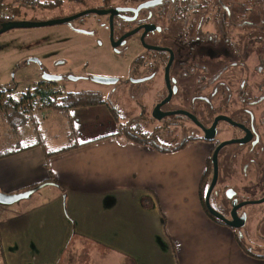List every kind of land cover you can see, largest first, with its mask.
<instances>
[{
    "label": "flooded vegetation",
    "instance_id": "flooded-vegetation-1",
    "mask_svg": "<svg viewBox=\"0 0 264 264\" xmlns=\"http://www.w3.org/2000/svg\"><path fill=\"white\" fill-rule=\"evenodd\" d=\"M111 1L95 9L117 12L88 14L67 25L74 33L104 32L107 40L100 44L113 65L99 62L102 55L97 52L79 66L63 61L68 69L54 74L60 77L57 81L43 79L21 94L14 81L0 86V101L6 99L0 106L15 102L17 110L32 113L51 89L60 102L68 94L99 93L96 106L105 104L107 96L112 101L113 92L119 94L121 103L136 105L134 116L126 120L123 115L122 122L115 108L107 111L125 139L150 143L161 154L206 153L196 182L199 206L210 220L231 231L243 251L264 258V31L255 51L251 19L239 14L234 0ZM240 7L247 12L246 6ZM87 9L94 8L77 13ZM93 15L96 19L87 22ZM239 27L244 32L238 35ZM220 44L229 48L224 49L226 59L219 58ZM123 65L126 70H120ZM73 82L101 89H64ZM208 193L218 217L206 207ZM159 245L166 254L168 243Z\"/></svg>",
    "mask_w": 264,
    "mask_h": 264
},
{
    "label": "crops",
    "instance_id": "crops-1",
    "mask_svg": "<svg viewBox=\"0 0 264 264\" xmlns=\"http://www.w3.org/2000/svg\"><path fill=\"white\" fill-rule=\"evenodd\" d=\"M51 107L52 104L43 107L45 110L16 135L4 122L5 134L12 136L14 149L0 157V191L15 194L37 184H47L24 199L29 202L25 208L19 209V205L0 208V264H89L82 262L84 257L79 259L78 249L77 254L70 256L76 246L73 251L68 247L67 257L62 255L77 235L94 243H147L153 252L158 251L156 243H168L166 258L171 260L178 246L180 264H190L189 248L206 252L204 264L211 261L212 264H264L263 257L247 254L233 240L231 231L206 216L199 206L197 186L193 196L188 192L180 194L175 182L167 177L181 168L195 169L197 164L201 168L203 159L200 160L205 152L161 154L150 146L116 136L115 132L101 136L98 142L88 138L80 141L81 147L74 148L72 144V148L64 149L60 134L53 135L56 128L46 122L49 116L61 115ZM78 110L81 109L71 111L78 115ZM19 141L26 145L21 146ZM7 149L10 148L0 149V153ZM191 177H182L184 189ZM190 199L193 210L185 206V200ZM65 201L67 211L73 214V219L68 221ZM196 227L207 243H193L194 246L181 251V244L188 243L185 231L187 228L196 231ZM221 231L226 233L225 238ZM115 249L117 263L122 260L120 256L137 261L136 253ZM99 260L101 264H113L108 256Z\"/></svg>",
    "mask_w": 264,
    "mask_h": 264
},
{
    "label": "rangeland",
    "instance_id": "rangeland-1",
    "mask_svg": "<svg viewBox=\"0 0 264 264\" xmlns=\"http://www.w3.org/2000/svg\"><path fill=\"white\" fill-rule=\"evenodd\" d=\"M141 1L144 0H132L133 3ZM210 1L215 2L216 0ZM234 1L236 4H238L239 14L245 15V13H247L249 19H251V29L253 31L254 48L256 51V48L257 46L259 47V45H257L255 42L258 39L260 31H264V0ZM59 4L60 3L55 5L53 9H42L40 7H36L33 0H23L22 2H19L17 0H1L0 9L1 11H3L6 6H11L12 9L15 6H19V14L17 15V17H15V19H18L19 21H47L72 16L87 6L92 8H100L105 6L103 4V0H79V2ZM243 5L246 6L245 8L247 12H245L243 7H240ZM209 11L212 10L209 9ZM95 19L96 17L93 15L87 19V22H93ZM93 28H96V25H94V27H91V30ZM241 32H244V30L243 28L239 27L238 35ZM106 40L107 35L101 30H99L96 36L74 33V31H72V29L67 24L28 29H13L0 34V86L13 85L14 81V84H18L17 90L21 94L26 90L33 89L36 82L43 80L44 74H49L50 72L54 75L58 71L61 72V70L68 69V64L72 63L73 65L79 66L80 64L89 61V53L92 52H97L102 55L98 57L97 60L103 63L105 66L108 67L109 65H113V59H111L110 55H105L103 49L104 47H101L102 43H106ZM100 42L102 43L100 44ZM262 45H264V40L262 42ZM225 47L227 46L222 44L219 45L220 59H226L224 51ZM249 50H251V48H249ZM35 60H38V62H35ZM63 61L67 62L68 64L63 63ZM62 63L64 64L63 67H61L60 65ZM40 64L46 69V71L42 70ZM120 70H126V67L123 65L122 67H120ZM67 85L68 86L64 88L65 90L66 88L72 91H80L83 89H101L100 86L97 85L86 86L85 84H77L76 82ZM103 90H107L108 93H111L112 89L105 88ZM50 91L53 92L52 89ZM113 94L114 95L112 96V101H110V98L108 96L104 98L106 100L105 104L93 108H85L86 106H83V108H81L82 106H78L80 107L79 109H81L78 110L80 111L78 115H76L75 112H72L71 110L64 111V109L60 108L61 105L60 107H51L53 109L55 108L54 111L60 113L61 115L55 117L49 116L46 122H49V125L51 127L56 128V130L52 132V134H60L61 146L64 149L72 148V144L73 147H81V145L83 144L80 141H85L88 138L97 140L95 142H98L101 136H107L114 132L117 133L116 121L114 120V118L110 117L109 113L107 112L109 108H115L116 111H118L116 115L118 117V120L121 122L123 121V115H125L126 120L134 116L133 113L136 105L129 102L121 103L123 101L122 97L118 96L119 94H115L114 92ZM52 95V102L59 105L61 102L58 92L53 93ZM5 100L6 99H2L0 103ZM50 104L51 103L46 100L45 102L42 101L40 103H37L35 108H39H34L35 110L31 113V115L36 117L39 112L45 110L43 107L47 108ZM30 121L31 120L26 123V126L29 125ZM33 124L34 122H32V125ZM49 125L47 123L45 124V126ZM6 126L7 125L4 123L3 118L0 115V149L2 150L3 148H10L7 150H12L14 149V147H11L14 143V140L10 134H5L6 132L4 131V129L6 128ZM22 127L19 128L18 132ZM52 134L49 136L50 140H52L53 138ZM37 140L39 141V138ZM24 141H19V144L21 146L26 145L24 144ZM120 143L123 144V142L121 141ZM205 155L206 153H203V158L205 157ZM203 158H201L200 162ZM201 170L202 166L201 168H199V165L197 164L195 169L181 168L180 172L173 171L174 173L172 172L173 174H167V177L169 176L170 179L175 182L174 187L178 191L180 190V194L188 192L193 196L195 194L194 186H197V184H194L195 181L197 182L198 175L200 174ZM187 175L192 177L189 180L188 186H186L184 189V182L182 181V177ZM66 203L67 202L65 201V218L68 221L70 218L73 219V214L70 215L69 211H67ZM28 204L29 202L27 200H21L15 204L8 206L0 204V208L6 209L9 207H17V205H19L18 208L22 209L25 208V206H27ZM185 206L193 210L194 205L192 199L185 200ZM196 231L195 228H187L185 234L188 238V243L181 244V251L187 250L186 247L194 246L193 243H207V239H203L204 234L201 233V230L198 227H196ZM81 234L86 235V233ZM225 234L226 233L224 231H221V236L223 238L226 237ZM85 239L86 238L77 235L73 238V240H71L70 243H65L67 244V250L65 251V254L62 253V255H64V258L67 257V254H69L68 247L73 251L75 249L74 247L76 246V250L74 252H70V256H73L74 253L77 254L78 249L79 259L81 260L84 257L85 259L82 262H88L89 264H101V260H99V258H105L107 256L108 260L113 264H180L181 262V259L178 260L176 250V248L179 249L180 247H176L174 243H172V246L176 247L174 249L175 255L173 254V258L169 260L168 258H166V255L163 252L159 250H154L155 252H153L151 244L147 245V243L117 242L94 243V241H92L91 239H88L87 242L85 241ZM115 247V250H117L118 252H126L128 254L136 253L137 255H141V258L143 256V260L137 258V261L135 262L126 256H120L122 260H119V262L117 263L116 261H118V256L115 255L116 252L113 253V248ZM261 248L264 249V247ZM137 251H139L141 254L137 253ZM187 252L189 255L188 260L190 264H204V254L206 252L200 249L197 250V248H189ZM142 261H144L145 263H143ZM212 263L213 261H211V264Z\"/></svg>",
    "mask_w": 264,
    "mask_h": 264
},
{
    "label": "trees",
    "instance_id": "trees-1",
    "mask_svg": "<svg viewBox=\"0 0 264 264\" xmlns=\"http://www.w3.org/2000/svg\"><path fill=\"white\" fill-rule=\"evenodd\" d=\"M103 1L105 3H109L111 0H103ZM33 2L35 3L36 7H40L42 9L53 8L55 5H57L59 3L58 1L55 2V4H54V2L53 3H40L37 0H33ZM69 2H79V0H69ZM21 5H25V4H21ZM9 7H11V6H9ZM11 9H12V7H11ZM19 10H20L19 6L13 7L12 16L8 17V18H3V17H1L2 11L0 9V24L6 23L9 21L18 20V19H15V17H17V15L19 14ZM52 94H53L52 91H48V92L44 93L42 96L43 97L42 100L49 101V103L52 104V107H55V106L60 107V105H61L60 108L64 109V111L69 110L71 108H77L78 106H84V107L85 106L86 107L96 106V105L100 104V101H101L100 97L97 96L99 93L84 92L83 94H81V93L72 94L73 96L68 94L65 98H63L61 100V103L58 105V104L52 102V96H53ZM75 96H78V97H75ZM14 107H15V102H11L9 104L3 103L0 106V115L3 118V121L9 126L10 132L13 135H16L18 133L19 128L24 126L29 120H31V119L33 120L35 118V116H32L31 112L26 113V112L21 111L20 109L17 110L16 107L15 108ZM115 134H116V136L117 135L122 136V133L119 130H117V133H115ZM130 139L135 142V139L133 137ZM144 144L150 146V143H147V144L144 143ZM11 152L12 151L6 150V151L0 153V157L5 156V155H9ZM41 184H43V183H41ZM41 184H37L34 187H37ZM34 187H29L28 189H26V191L30 190ZM159 246H160L159 243H156V248L159 251L164 252V250ZM142 260H143V256H142ZM142 262L145 263L144 261H142Z\"/></svg>",
    "mask_w": 264,
    "mask_h": 264
},
{
    "label": "water",
    "instance_id": "water-1",
    "mask_svg": "<svg viewBox=\"0 0 264 264\" xmlns=\"http://www.w3.org/2000/svg\"><path fill=\"white\" fill-rule=\"evenodd\" d=\"M152 2H148L143 6H148L150 5ZM141 6V7H143ZM140 7V8H141ZM139 8V9H140ZM122 10H127V9H122ZM117 12L114 9H109V10H99V9H87L84 10L80 13H77L75 15L69 16V17H65V18H59V19H52V20H47V21H19V20H14V21H9L6 23H2L1 27H0V34H3L7 31L13 30V29H28V28H37V27H47V26H54V25H63V24H68L70 22H72L73 20H76L82 16L88 15V14H97V15H104V14H108V13H115ZM136 13L138 12V10L135 11ZM134 32H131L127 35H125V37H128L130 35H132ZM35 62H38V60ZM60 77L52 75V74H44L43 75V79L47 80V81H57ZM112 79H108V78H101L100 81L104 82V83H111L113 81H111ZM168 82V81H167ZM160 116H158L159 118ZM211 137V136H210ZM208 138V137H207ZM215 171H217V167L216 164L214 166ZM216 180V173L214 175V179L211 185V188L214 184ZM45 184L47 183H43L37 187H34L30 190L27 191H23L20 193H15V194H8V193H4L0 191V204L1 205H12L15 204L21 200L27 199L33 192L39 190L41 187H43ZM210 193V190H209ZM209 193L207 195V203H206V207L208 209V211L210 212L211 215L213 216H217L216 212L213 210V208L209 205ZM218 217V216H217ZM232 224V223H229Z\"/></svg>",
    "mask_w": 264,
    "mask_h": 264
},
{
    "label": "built area",
    "instance_id": "built-area-1",
    "mask_svg": "<svg viewBox=\"0 0 264 264\" xmlns=\"http://www.w3.org/2000/svg\"><path fill=\"white\" fill-rule=\"evenodd\" d=\"M17 1H19V2H22L23 0H17ZM31 4V3H30ZM12 9H11V7H9V6H6L5 8H4V10L2 11V13H1V17H3V18H8V17H11L12 16Z\"/></svg>",
    "mask_w": 264,
    "mask_h": 264
}]
</instances>
